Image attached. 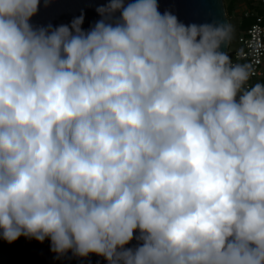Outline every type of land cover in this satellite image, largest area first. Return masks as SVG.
<instances>
[{"label": "clouds", "instance_id": "9594fccd", "mask_svg": "<svg viewBox=\"0 0 264 264\" xmlns=\"http://www.w3.org/2000/svg\"><path fill=\"white\" fill-rule=\"evenodd\" d=\"M40 3L0 0L3 240L107 264H264V83L221 51L232 25L109 0L88 31L83 15L36 27Z\"/></svg>", "mask_w": 264, "mask_h": 264}, {"label": "water", "instance_id": "95a60500", "mask_svg": "<svg viewBox=\"0 0 264 264\" xmlns=\"http://www.w3.org/2000/svg\"><path fill=\"white\" fill-rule=\"evenodd\" d=\"M108 2L109 0H48L46 4L45 0H41L39 11L31 23L36 27L51 25L55 28L70 25L73 19L83 15L82 29L88 31L102 19L97 9ZM157 2L161 14L170 11L185 25L230 24L224 0H157ZM118 17L119 13H116L113 19ZM229 44L222 46L221 51L227 53ZM137 244L138 241L133 239L127 247L134 248ZM0 264H107V261L95 254H90L86 258L77 257L72 252L57 256L51 251L48 239L40 243L35 239L21 236L9 244L0 236Z\"/></svg>", "mask_w": 264, "mask_h": 264}, {"label": "built area", "instance_id": "2783aa9c", "mask_svg": "<svg viewBox=\"0 0 264 264\" xmlns=\"http://www.w3.org/2000/svg\"><path fill=\"white\" fill-rule=\"evenodd\" d=\"M241 24V34L236 46L231 42L227 53L233 64H248L251 66V78L246 87L256 83H264V0L254 2L253 8L244 6Z\"/></svg>", "mask_w": 264, "mask_h": 264}, {"label": "rangeland", "instance_id": "374dc122", "mask_svg": "<svg viewBox=\"0 0 264 264\" xmlns=\"http://www.w3.org/2000/svg\"><path fill=\"white\" fill-rule=\"evenodd\" d=\"M226 11L227 8L233 3L234 4V11L230 15L227 14L228 18L230 19V24L233 27V34H232V40L231 45L234 48L236 46L237 40L239 35L241 34L240 25L244 24L247 25V22L245 20H242V9H244V1L240 0H224Z\"/></svg>", "mask_w": 264, "mask_h": 264}, {"label": "trees", "instance_id": "16d2710c", "mask_svg": "<svg viewBox=\"0 0 264 264\" xmlns=\"http://www.w3.org/2000/svg\"><path fill=\"white\" fill-rule=\"evenodd\" d=\"M237 1V0H236ZM240 1H244V6H248L250 8H253L254 6V2H256L257 0H240ZM235 3V0H234ZM234 4L232 3L228 8H227V14L230 15L231 13H233L234 11Z\"/></svg>", "mask_w": 264, "mask_h": 264}]
</instances>
